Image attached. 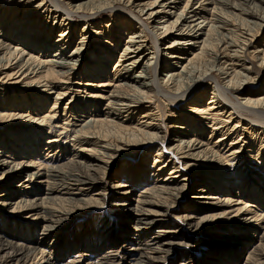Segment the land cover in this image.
Returning <instances> with one entry per match:
<instances>
[{"label": "bare ground", "instance_id": "obj_1", "mask_svg": "<svg viewBox=\"0 0 264 264\" xmlns=\"http://www.w3.org/2000/svg\"><path fill=\"white\" fill-rule=\"evenodd\" d=\"M81 1L0 0V97L10 87L24 91L0 101V264H264V145L257 150L254 138L239 137L247 128L264 136V38L256 39L264 9L223 0ZM119 9L143 34L129 18L92 22ZM74 16L83 21L81 36ZM166 18L175 20L170 27ZM237 18L248 28L240 38L227 29ZM179 21L198 50L180 48L189 45L179 37L159 45ZM104 27H113L110 35L98 33ZM123 37L138 52L122 55L112 72L108 50ZM163 55L174 61L165 69ZM177 61L184 71L173 68ZM203 65L204 74L191 76ZM179 102L189 111L183 104L170 111ZM162 109L173 119L171 137L159 124ZM208 129L220 139L208 144ZM65 140L70 150L59 151ZM189 182L198 188L186 206ZM114 210L124 222L106 216ZM184 227L190 233L180 234ZM199 243L211 247L203 260L194 259Z\"/></svg>", "mask_w": 264, "mask_h": 264}, {"label": "rangeland", "instance_id": "obj_2", "mask_svg": "<svg viewBox=\"0 0 264 264\" xmlns=\"http://www.w3.org/2000/svg\"><path fill=\"white\" fill-rule=\"evenodd\" d=\"M38 2H40L41 0H37ZM83 1V0H82ZM81 1V2H82ZM263 2H264V0H262ZM262 1L260 2V0H257L256 2H255V0H223V2H225V3H229L230 5H234V6H236L237 8H239L240 10H242V11H250L251 10V8H253V7H255L254 5L255 4H257V5H259L260 7H262L263 9H264V3H262ZM64 2H66V1H64ZM67 3V2H66ZM184 4V3H183ZM5 6H7V4H4ZM48 6V5H47ZM197 5L195 4L194 5V7H196ZM233 6V7H234ZM227 7H230V6H227ZM123 11H125V10H118V11H116L115 12V16L114 17H110L112 14H111V12H106V13H104V15H102L101 17H96V18H94L93 20H92V22L93 23H99L100 22V24L101 25H103V26H107L108 24L109 25H114V24H116V23H118V24H120L121 23V21L120 20H122V19H125V18H129L131 21H133L134 22V25L133 26H135V28H133V30H134V32H137V33H139V34H143L141 31L143 30V28H140V22H138L137 20H136V18L135 17H133V16H131V15H127V14H129L130 13V11L129 10H127V11H125V12H123ZM168 11V16H171L170 14L172 13H175V11L174 10H167ZM223 12L225 13V14H228V15H230V16H232L231 14H229V12H232V9L231 8H229V9H227V12H226V9L224 8L223 9ZM235 12H236V14H239L238 13V11L237 10H235ZM235 12L233 13V14H235ZM25 11H23V13L21 14L22 15V17L20 18L21 20H23L24 18H25ZM125 13V14H124ZM119 14V15H118ZM116 15H118V17H116ZM89 16V15H88ZM34 17V16H33ZM35 17H37V16H35ZM227 17V16H226ZM240 17V16H239ZM111 18V20H109ZM242 18V17H241ZM74 19H75V23H78V29H77V33H78V35L79 36H81L84 32L82 31V29L84 28V26L82 25L83 24V21L80 19V16H74ZM78 19V20H77ZM128 19V20H129ZM229 19V18H228ZM164 20H166V23L164 24L165 25V27H170V25H171V23H173V21H175L173 18L172 19H170L169 20V18H168V20H169V23H168V20H167V18L166 19H163L161 22H165ZM33 22H34V20H33ZM36 22V21H35ZM181 21H179V22H176L175 23V28L173 29V30H171V31H168L166 34H163V36H161L160 38L159 37H157V40H158V42H159V45L160 44H162V43H164V40L167 38L168 39V41H171V40H175L177 37H179L180 39H182V40H185V41H183V43H185L184 45H189V46H183V47H180V48H185V47H187V49H191L192 48V50H194V49H196V50H198V47H197V45H195V47H193L194 46V42H195V40H191V39H188L187 38V35H186V33L184 32L185 31V28H183V31H178V29H180V25H181ZM260 23H263L264 24V22H260ZM232 24V25H231ZM6 25H10L9 23L8 24H6ZM153 26H154V24H152ZM230 25L231 26H229V27H227V29H230V31H233V35H236L237 37H238V33H239V38L241 37V35H244V33H246L247 32V30H248V28L247 27H244V25H243V21L240 19V18H237L235 21H232L231 23H230ZM235 25V26H234ZM11 26V25H10ZM47 26H49L50 28H52V25H47ZM82 26V27H81ZM94 27H96V25H93ZM155 26H157V25H155ZM217 26H222V23L221 22H219V24H217ZM15 27V25L13 26V28ZM19 26H17V27H15V28H18ZM37 27V26H36ZM35 27V28H36ZM159 28L160 27H163V25H161L160 24V26H158ZM233 27V28H232ZM1 28V27H0ZM87 29V28H86ZM112 29H113V27H110V28H106V27H104V28H102V29H99V30H97L98 31V33L100 32V31H104L105 32V34H109L110 35V32L112 31ZM234 29H236V30H234ZM254 29V30H253ZM252 30V33H254L255 31H256V28H253ZM51 30V29H50ZM133 30L132 29H130V31H129V33L130 32H133ZM163 30H165V28L164 29H162V30H160V32H162ZM238 30V31H237ZM240 30V31H239ZM1 31V30H0ZM221 31H223V34H226V35H228L230 32H229V30L227 31V30H224V29H221ZM160 32H159V34H160ZM227 32H228V34H227ZM237 32V33H236ZM244 32V33H243ZM127 34V33H126ZM255 34V33H254ZM230 36H231V33L229 34ZM228 35V36H229ZM259 35V36H258ZM258 35H256L258 38H256V39H259V40H261L262 38H264V31L263 32H261V34H259L258 33ZM229 36V37H230ZM236 36H234V38L236 37ZM55 37V36H54ZM119 37L121 38L122 37V35H119ZM123 39L124 40H122V41H120V40H117V41H115V43H114V46L111 48V49H109L108 51H109V55H111V56H113V63L109 66L110 68H109V70L110 71H112L113 72V70L112 69H114V64H115V62H119V60H121L122 58H121V56L122 55H127V54H129L130 52H131V50H134V51H136V52H138L137 50L138 49H135L134 47H129L130 45H126L125 43H127L130 39L129 38H124L123 37ZM242 39V38H241ZM251 39V38H250ZM191 40V41H190ZM258 40V41H259ZM187 41V42H186ZM48 42H50V41H48ZM261 42V41H260ZM259 42V43H260ZM259 43H257V44H255V47H256V45H258ZM197 44V43H196ZM126 48H128L127 50H126ZM70 49H71V47L69 48V50H67L66 51V53H69L70 52ZM251 50H255L254 48H250V52H252ZM161 53H162V51H160ZM147 53H150V57H153V56H155V55H153L154 53H155V51H154V49H151L150 48V46H148V48H147ZM161 53H159V55H161ZM90 54V53H89ZM100 54H102V53H100ZM68 55V54H67ZM169 55V54H168ZM177 56V55H176ZM175 56V57H176ZM161 57H162V55H161ZM85 59L87 60V61H90L91 60V56L90 55H87L86 57H85ZM147 60V59H146ZM146 60H145V63H146ZM170 58L168 57L167 58V56L166 55H163V60H161V65L162 66H164L165 65V63H169V64H172V63H174V61H171L170 62ZM141 61H142V59L141 60H139V62L141 63ZM155 61H156V59H154V60H151L150 61V65L151 66H153V67H156V66H154V63H155ZM92 62V61H91ZM235 63H237V62H235ZM177 64H178V66H176V67H173L175 70L177 69V70H179V71H184V69L183 68H181V65L179 64V62L177 61ZM164 69H165V66H164ZM164 69L162 68V67H160L159 68V70H158V73L161 75V73H164ZM191 69V68H190ZM206 70H207V67H205L204 65L203 66H197L195 69H194V71H193V73L191 74V76H193V75H195V76H197V77H199V75L201 76L202 75V73L204 74L205 72H206ZM210 72H208L207 74H209ZM112 75V74H111ZM259 75H263L264 76V72H260L259 73ZM109 77H110V75H109ZM72 82H74L75 80H71ZM206 81H204V83H205ZM211 82V81H210ZM244 84H246V82L244 83ZM263 83H261V85L259 86V87H261V86H263L262 85ZM206 85V84H205ZM204 88V87H203ZM4 89H6V88H4ZM15 90V91H14ZM22 90H20V89H14L13 87H10V91L9 92H5V93H3V96H1L0 97V101H2L3 102V104L5 105V104H7V103H10L11 102V99H13L14 97H15V93H19V92H21ZM22 92H24V91H22ZM89 92L90 91H86V93H83V94H80L81 96H80V98H81V101H85V99H82V98H85L88 94H89ZM12 93H14L15 95H13ZM30 93H32V92H30ZM29 93V94H30ZM208 93H210V91L208 92ZM12 94V95H11ZM207 95H209V96H207V98H206V102H208L209 101V98L211 97V94H207ZM19 96V95H18ZM85 96V97H84ZM156 96H158V94L156 95ZM155 96V99L157 100H155V101H153V102H156V103H162V102H166V99L165 98H163V97H156ZM193 96V95H192ZM191 96V97H192ZM21 98L22 97H24V96H20ZM71 97H72V94L70 95V97H66L65 99L66 100H62V101H60L59 102V104H58V107H60L61 106V108H64V106L65 105H67L66 103H68L70 100H71ZM162 98V99H161ZM162 100V101H161ZM164 100V101H163ZM17 101V100H16ZM177 101H179V99H177L175 102H177ZM13 102H15V100L14 101H12V103ZM50 103V106L52 107V103H53V100L52 101H49ZM168 102V101H167ZM93 103V102H92ZM49 104H48V106H46L47 108L49 107ZM106 104V103H105ZM179 104H183V106L184 107H182V106H180ZM100 105H101V102H100ZM179 105V106H178ZM181 107L183 108V109H189L190 108V106H188L185 102H179V103H177V105L174 107L175 109H172L173 107H168L169 109H170V111L172 110L173 112H177V109H181ZM61 108H60V111H61ZM106 107H105V105H102V108L101 109H105ZM46 110H48V109H46ZM45 110V111H46ZM103 111V110H102ZM162 111V113H161V115L163 114V116H161V121H159V124H161L162 123V119H163V123H165V126H166V130H167V132H168V137H171V135H172V133H173V128H174V126H172V124H173V119H169V113L167 114V113H165L164 111H163V109L161 110ZM189 111V110H188ZM142 115V114H141ZM141 115H138L139 117L141 116ZM167 116V117H166ZM138 117V118H139ZM165 117V118H164ZM137 118V119H138ZM141 118V117H140ZM246 119V118H245ZM244 119V120H245ZM167 120V121H166ZM137 121V120H136ZM136 121H135V119H133V122H135L136 123ZM145 121V120H144ZM144 121H141V122H144ZM151 120H149V122H150ZM157 121H152L151 123H154V124H157L156 123ZM175 122H177V121H175ZM244 122V121H243ZM180 123V122H179ZM247 123H248V121H245L244 122V124H245V126H249V127H251L252 125H247ZM209 126H211V125H209ZM233 127V126H232ZM254 127H255V125H254ZM253 127V128H254ZM14 128V127H13ZM211 128H212V126H211ZM6 128H4V129H0V137L1 136H3L4 135V132H3V130H5ZM210 132V133H209ZM206 133L207 134H205L206 136V138H205V140H206V142L209 144V143H211L212 141L213 142H216V141H218V139H220V137H219V135L218 136H213L212 134V130L211 129H208V131L206 130ZM251 133V134H250ZM255 133V134H254ZM211 136H213L211 139H210V137ZM240 136H243V137H248V139H250L251 138V140L253 139V141H255V142H257L256 143V149L257 150H259L260 149V145H264V136H261V135H259V134H257L256 135V132L254 131L253 133L247 128V130H245L244 129V131H241V134H239V137ZM13 137V136H12ZM11 137V138H12ZM238 137V138H239ZM257 137H258V139H257ZM260 137V138H259ZM14 138V137H13ZM12 138V139H13ZM208 139V140H207ZM210 139V140H209ZM248 139H246L247 141H248ZM215 140V141H214ZM66 143V144H65ZM228 143V142H227ZM58 144H60L61 145V147L59 148V151L60 150H62L63 148V150H65L66 148H69V150H70V147H68V145H67V141L65 140L64 141V143L62 142V144L61 143H58ZM59 145V146H60ZM69 146H70V144H69ZM62 148V149H61ZM245 148V150H248V147H244ZM77 149H78V147H77ZM76 149V150H77ZM71 150H72V152H70V154H72L74 151H75V149L74 148H71ZM80 150V149H79ZM55 152H57V151H55ZM145 152V151H144ZM80 153V152H79ZM83 154H87L86 152H84ZM249 156H250V158H253V159H251L250 161L253 163V165L255 166V165H257L256 164V162H255V159H254V157L253 156H251V153H247ZM145 154H141L140 155V157H139V160H138V162H141L142 160H143V156H144ZM92 155H90V156H88L89 158H93V157H91ZM128 160L130 159V158H127ZM122 163H123V161H122ZM121 162L119 163V165H118V167L116 166V167H114V172H117V168H118V171H119V169H123V167H121V164H122ZM257 166H259V165H257ZM252 168H255V167H252ZM116 170V171H115ZM114 174H111V175H107V176H105V175H103V176H101V178H103L104 179V177L106 178V180H109V177L110 176H113ZM116 176V175H115ZM183 177H185V176H183ZM189 188H187V187H184L182 190H183V194H184V197H183V199H182V201H180L181 203H183V205H188L189 204V196L188 195H190V193H192V191H194L196 188H198V187H195V188H193L194 186H196V185H192V182H189ZM199 186V185H198ZM192 187V188H191ZM78 194V193H77ZM110 197H111V194H110ZM17 199H19V197L18 198H16V200ZM134 206H135V204H134ZM182 207V206H181ZM107 212H111V210H110V208L108 207V211ZM114 212V213H113ZM117 213V211H112V213H110L111 215H108L109 213H107L106 214V216H109V217H113L115 214ZM91 215V214H90ZM121 217V216H120ZM120 217L119 216H116L115 215V219L117 220H119L120 219ZM93 218V216L91 215L88 219H92ZM88 219L87 218H85L84 220L83 219H81V220H78L76 223L77 224H79V223H81V221H85L86 222V220L88 221ZM171 223H176L175 222V219H173V217L169 220ZM11 222H13L14 223V221L13 220H11ZM16 222L17 223H19V224H22V223H24V222H22V221H20V220H16ZM119 222V221H118ZM120 222H124V219H120ZM135 223L136 222H134V223H130L129 225H130V227L131 228H133V227H135ZM32 225H33V227H32V230H33V228H35V224H33L32 223ZM9 226H10V232L12 233V234H14L16 231V234H21V231H22V228H21V226L18 228V230H16L15 229V227H13V226H11V224H9ZM0 227L2 228L3 227V225H0ZM108 227H110V228H112V225H111V223L110 224H108ZM113 230V229H112ZM182 231V230H181ZM180 231V232H181ZM183 232L184 233H186V232H189L190 233V231L187 229V227L185 228H183V231L180 233V234H182L183 235ZM68 239V238H67ZM196 246H198L199 247V250H198V252H197V256L196 257H194V259H198V260H203L204 258H205V256L208 254V252H209V250H211V247L210 246H204V245H202L201 243H199V244H197Z\"/></svg>", "mask_w": 264, "mask_h": 264}]
</instances>
